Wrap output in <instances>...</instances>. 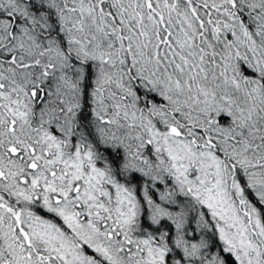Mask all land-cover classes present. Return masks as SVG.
I'll return each instance as SVG.
<instances>
[{
	"label": "snow or ice",
	"instance_id": "1",
	"mask_svg": "<svg viewBox=\"0 0 264 264\" xmlns=\"http://www.w3.org/2000/svg\"><path fill=\"white\" fill-rule=\"evenodd\" d=\"M0 264H264V0H0Z\"/></svg>",
	"mask_w": 264,
	"mask_h": 264
}]
</instances>
